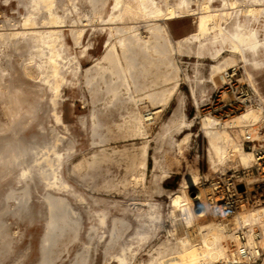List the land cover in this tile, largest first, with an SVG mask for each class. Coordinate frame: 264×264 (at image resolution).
<instances>
[{"label":"rangeland","instance_id":"rangeland-1","mask_svg":"<svg viewBox=\"0 0 264 264\" xmlns=\"http://www.w3.org/2000/svg\"><path fill=\"white\" fill-rule=\"evenodd\" d=\"M114 1L57 0L55 9L61 16L57 26L63 27L54 28H59L64 53L72 59V68L57 104L58 120L50 100L51 91L42 95L37 86L41 83L37 74L29 76L24 71L30 57L28 47H17L12 40L2 39V33L10 38L11 33L25 30L23 18L32 10V0H0V66L10 72L15 85L21 86L30 98L42 96L35 114L25 116L16 125L18 134L13 143L26 145V153L16 164L0 166V210L4 211L1 223H5V230L0 233V264H40L42 241L50 219L49 194L67 198L71 208L65 220L59 221L63 229L58 228L53 233L55 244L49 253L50 260L44 264H140L151 259L163 241L175 240L177 225L172 216V195L183 186L191 168L198 173V180L188 187V195L197 215H202L207 207V219L219 221V207L227 200L238 210L264 206V179L261 177L264 173L257 165L250 172L252 180H258L251 183L247 176L250 169L243 165L219 168L217 175L209 173L210 141L203 123L207 116L222 121L231 119L250 106L261 107L264 115V64L255 66L238 57V65L223 73L225 81L220 73L214 82L211 65L215 61L211 59V52L201 58L193 44L192 48L173 56L181 70L179 85L171 99L156 104L147 97L148 89H144L139 93L140 104L122 102L106 90L102 80L91 85L86 79V70L95 66L98 58L106 53V44L111 38L109 25L99 15L95 16V12L106 18ZM220 2L214 1L215 5ZM47 14L45 9L41 10V15ZM248 17L263 34L264 14ZM196 21L197 14H193L161 22L167 25L174 39H181L196 31ZM78 26L86 28L80 43H76L73 33ZM142 30L147 34L144 28ZM260 57L264 58V52ZM152 78L161 81L155 67L151 75L140 77V81L148 84ZM161 83L159 88L171 87L174 80ZM138 107H142V112L145 108L146 111L158 110L145 135H135L126 127L131 111ZM1 108L0 149L13 136L9 129L1 128L8 119ZM94 119L101 123L97 129ZM181 119L185 121L183 124ZM254 127L258 129L259 138H248L251 134L247 132L243 137L244 147L264 151V117ZM188 134L189 140L180 148L178 142ZM146 140L148 162L145 167L140 159ZM103 148L110 153V158L90 164ZM55 150L61 154L59 160ZM46 153L54 157V168L71 185L67 190L50 188L34 169L28 176H20L22 168L33 164V157ZM169 155L180 159L179 169L170 164ZM134 156L136 165H133ZM143 170L145 185L140 179ZM217 180L222 181L219 189L214 186ZM227 184L236 187L234 198L222 196ZM114 224L118 228L110 243ZM178 227L183 233L184 229ZM145 229L148 232L139 238L138 233ZM255 230L257 240H262V229L255 227ZM239 231L242 241L246 242L248 228ZM230 244L231 248L236 247L232 241ZM123 247L131 251L129 260L117 257ZM260 250L255 264L264 262V245Z\"/></svg>","mask_w":264,"mask_h":264},{"label":"bare ground","instance_id":"bare-ground-1","mask_svg":"<svg viewBox=\"0 0 264 264\" xmlns=\"http://www.w3.org/2000/svg\"><path fill=\"white\" fill-rule=\"evenodd\" d=\"M214 1L115 0L106 18L94 11L95 16L99 15V18L109 25L111 38L108 42L106 41V53L104 52L105 54L98 58L95 66L86 70L87 83L93 85L100 79L115 99L122 102H133L136 105L140 104L139 101L142 99L139 93L148 89L147 97L158 104L171 99L174 90L179 85L181 68L178 63H175L174 54L182 53L185 48H192L193 44H196L197 53L201 58H205L206 52H211V59L215 61L211 65V78L214 82L220 73H222L220 78L225 81L226 76L223 73H228L230 67L238 65V57L255 66L264 64V58L260 57V54L264 52V31L260 34L259 29L251 24L252 18L248 17L252 15L258 17L264 14V0H220V5H215ZM56 3L57 0H32V10H28L23 18L25 30L11 33L10 38H6L2 33V39L3 41L12 40L17 47L20 45L28 47L30 57L24 66V71L29 76H33V73L37 74L41 81L37 86L42 95L47 90L51 91L50 100L56 110L57 119L60 120L57 104L59 105L62 98L63 84L68 79L67 74L72 68V59L64 53V41L58 33L63 25L57 26L61 22V16L55 9ZM43 9L48 12L47 15H41ZM193 14H197L196 31L181 39H174L167 25L161 22ZM242 15L245 16L244 19ZM46 24H51V26H42ZM55 26L59 28H54ZM84 27L79 28L78 26L74 29L76 43H80L86 29ZM143 28L147 34L143 33ZM226 51L230 54L225 55ZM153 67L157 69L162 82L174 80V85L159 88L161 81L158 82L156 78H152L148 84L141 82L140 77L151 75ZM250 77L252 78L251 74ZM41 97L39 96V99L30 98L21 86L15 85L10 72L0 66V106L8 118L1 128L2 130L9 129L13 135L0 149L2 168L16 164L17 159L26 153V145L21 147L13 143L18 134L16 125L25 116L31 117L35 114L34 109L40 104ZM141 108L138 107L131 111L126 123V127L135 135L147 134L148 126L154 118L153 114L158 112V110L146 111V108L145 112H142ZM263 117L261 107L250 106L243 113L225 121L213 116L204 118L203 123L210 141L209 173L211 175H217L219 168L224 169L228 165H243L250 169L249 172L254 165H257L264 173V151L247 150L243 142V137L247 132L251 134L250 138L253 136L254 140L259 138L258 129L254 127V124L260 122ZM183 122L185 121L181 119L180 123L183 124ZM99 125L101 123L94 119L95 129ZM108 128L112 130L110 126ZM189 138L190 134L178 142L180 148H182V143L187 142ZM100 151L101 154L94 155L90 164L110 158V153L105 148ZM55 154L59 160L61 154L57 150ZM169 160L171 165L179 169L180 159L178 157L169 155ZM32 161V165L22 168L21 177L28 176L34 169L50 188L67 190L71 186L60 177L54 168L55 160L51 154L46 153L33 157ZM147 162L148 142L146 140L141 152L140 163L145 166ZM136 163L137 157L134 156L133 165ZM197 170L198 167H196ZM144 174L143 170L140 174L141 181L144 180ZM247 176L250 177H248L250 183L258 180H252L251 172L247 173ZM261 177L264 179V175ZM197 180L198 173H194L191 168L183 186L175 190L172 195V216L176 222L175 226L177 225L174 227L176 233L173 232L175 240L163 241L157 253L140 264H229L233 249L247 247L253 253L257 250L261 252L264 235H262V240H257L255 227H259L264 233V206L254 209L243 207L242 210H238L231 200H227L219 207L221 217L219 221L207 219V207L202 215H197L193 209V200L188 195V187L194 186ZM143 183L145 185L144 181ZM47 198L50 219L48 231L42 241L40 264L50 260L49 253L52 245L55 244L53 233L58 228L63 229L59 226V221L65 220L71 208L65 197L49 194ZM3 214L4 211L0 210V220ZM2 220L0 221V233L5 230V223H1ZM178 225L184 229L183 233L179 232ZM117 228V224H114L110 243L114 240ZM243 228H248L246 242L242 241L239 231ZM147 232L146 229L139 232V238ZM230 241L233 242L234 247L236 246L235 248H231ZM130 253L128 247H123L116 256L120 260H127Z\"/></svg>","mask_w":264,"mask_h":264},{"label":"built area","instance_id":"built-area-1","mask_svg":"<svg viewBox=\"0 0 264 264\" xmlns=\"http://www.w3.org/2000/svg\"><path fill=\"white\" fill-rule=\"evenodd\" d=\"M214 184L215 188L219 189V187L222 185V181L217 180L214 182ZM225 188L226 189L222 190V196H227V199L234 198L236 194V187L227 184ZM257 252L258 250L253 253L250 248L247 247L233 249L231 250V258L229 264H255L257 263L258 256L260 255V252Z\"/></svg>","mask_w":264,"mask_h":264}]
</instances>
